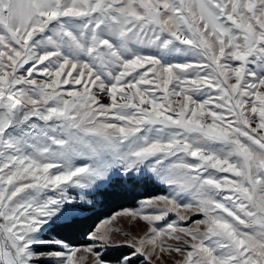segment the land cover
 I'll list each match as a JSON object with an SVG mask.
<instances>
[{
  "label": "snow or ice",
  "instance_id": "6c2138e0",
  "mask_svg": "<svg viewBox=\"0 0 264 264\" xmlns=\"http://www.w3.org/2000/svg\"><path fill=\"white\" fill-rule=\"evenodd\" d=\"M0 264H264V0H0Z\"/></svg>",
  "mask_w": 264,
  "mask_h": 264
},
{
  "label": "trees",
  "instance_id": "16d2710c",
  "mask_svg": "<svg viewBox=\"0 0 264 264\" xmlns=\"http://www.w3.org/2000/svg\"><path fill=\"white\" fill-rule=\"evenodd\" d=\"M156 191L150 183L133 185L114 180L97 193L96 204L92 207L85 206V213L78 217L72 227L62 229V232L74 243H87L86 233L98 218L122 208L134 206L141 195L155 194ZM118 254L113 253V255Z\"/></svg>",
  "mask_w": 264,
  "mask_h": 264
},
{
  "label": "rangeland",
  "instance_id": "374dc122",
  "mask_svg": "<svg viewBox=\"0 0 264 264\" xmlns=\"http://www.w3.org/2000/svg\"><path fill=\"white\" fill-rule=\"evenodd\" d=\"M96 204V203H95ZM132 207V206H131ZM85 213V209L84 208H82L81 210H80V214H79V216L80 215H82V214H84ZM197 218H199V217H197Z\"/></svg>",
  "mask_w": 264,
  "mask_h": 264
}]
</instances>
